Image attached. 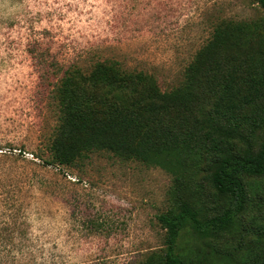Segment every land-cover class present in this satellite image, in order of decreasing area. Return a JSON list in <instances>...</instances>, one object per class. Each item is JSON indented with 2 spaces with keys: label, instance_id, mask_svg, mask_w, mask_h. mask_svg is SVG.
Returning a JSON list of instances; mask_svg holds the SVG:
<instances>
[{
  "label": "rangeland",
  "instance_id": "rangeland-1",
  "mask_svg": "<svg viewBox=\"0 0 264 264\" xmlns=\"http://www.w3.org/2000/svg\"><path fill=\"white\" fill-rule=\"evenodd\" d=\"M261 15L253 0H0V212L22 206L41 264H139L163 252L157 216L174 184L106 152L74 167L44 163L67 72L117 62L169 92L217 24ZM226 240L215 246L227 252ZM197 247L185 231L181 251Z\"/></svg>",
  "mask_w": 264,
  "mask_h": 264
},
{
  "label": "trees",
  "instance_id": "trees-1",
  "mask_svg": "<svg viewBox=\"0 0 264 264\" xmlns=\"http://www.w3.org/2000/svg\"><path fill=\"white\" fill-rule=\"evenodd\" d=\"M253 1L261 17L217 24L178 88L99 62L69 70L56 90L45 164L74 167L106 152L173 178L157 216L165 248L139 264H264V0ZM11 211L0 212V264H41L27 214L20 204ZM185 231L198 242L191 253L179 248Z\"/></svg>",
  "mask_w": 264,
  "mask_h": 264
}]
</instances>
